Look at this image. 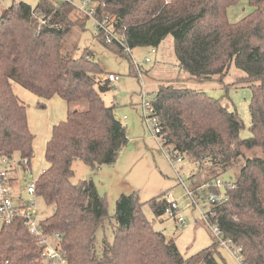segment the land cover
Segmentation results:
<instances>
[{"label": "trees", "instance_id": "16d2710c", "mask_svg": "<svg viewBox=\"0 0 264 264\" xmlns=\"http://www.w3.org/2000/svg\"><path fill=\"white\" fill-rule=\"evenodd\" d=\"M10 1L0 12V155L9 160L17 155L28 168L34 156L28 107L14 93V84L36 96L39 109L54 96L66 103V118L52 125L45 145L46 168L33 184L34 195L52 208L38 224L46 236L59 235L57 247L67 264H222L218 241L183 257L145 219L136 192L121 195L109 216L106 198L91 179L70 182L74 161L92 170L112 166L128 143L126 127L115 118L114 106L103 102L101 94L110 85L100 65L88 50L76 54V48L64 43L71 29L89 17L69 3L39 0L32 7ZM87 2L94 18L106 19L131 50H156L172 36L177 66L189 79H221L232 64L244 73L240 81L251 89L247 139L239 137L243 125L238 115L204 92L160 84L151 103L165 146L173 156L195 164L203 186L212 188L214 180L234 171L207 222L230 242L240 264H264V0H249L251 12L235 23L228 20L227 10L239 0ZM94 37L109 50L126 54L102 34ZM254 149L262 156H244ZM149 206L155 217L171 207L164 194ZM110 218L111 238L103 236L97 248L98 229ZM0 264H48L22 217L0 227Z\"/></svg>", "mask_w": 264, "mask_h": 264}, {"label": "rangeland", "instance_id": "374dc122", "mask_svg": "<svg viewBox=\"0 0 264 264\" xmlns=\"http://www.w3.org/2000/svg\"><path fill=\"white\" fill-rule=\"evenodd\" d=\"M39 0H15L24 2L35 7ZM57 4V0H51ZM171 1V0H170ZM77 6H82L84 0H74ZM11 5L10 0H0V12ZM252 8L249 0H239V3L227 10V17L231 23L240 21L250 13ZM81 17L80 15H78ZM95 21L89 16L83 26H75L65 38V45L76 48V54L88 50L94 62L100 65L104 78L108 74L118 76L115 82H109L110 88L101 94L106 106H114V116L126 127L128 143L120 152L117 161L112 166H101L97 169H90L87 165L77 160L72 164L74 175L70 182L76 184L79 181L91 179L97 187L100 195L106 198L108 215L114 213L115 202L121 195H129L136 192L140 203H143L142 214L148 220L155 231L162 232L167 239H171L183 257H189L201 250L211 246L217 237L213 229L209 228L202 218L201 212L187 195L185 187H191L195 194V202L203 208L205 195L214 192L213 188L203 186L204 181L201 175L197 174L196 166L187 158H181V163L170 164L167 157L166 147L155 140L150 129L142 120L141 95L145 94L147 99H153L158 85L172 84L177 88H189L195 91L206 93L209 97L220 101L221 105L230 112H235L240 118L243 128L239 133L241 139L250 137V112L249 103L251 89L249 83L240 81L244 73L237 70L232 64L227 74L221 79L213 78L209 81L198 82L188 78V75L181 72L173 53V37L168 36L162 44L152 53L150 48L138 47L131 50V57L128 54L121 56L99 42L94 37ZM149 58V62H145ZM133 61L140 67V74H137ZM14 87L19 85L14 84ZM22 89V88H21ZM34 96V95H33ZM37 98V97H36ZM39 101V99L37 98ZM28 107L29 104L25 103ZM35 105L27 108L30 121L37 135V146L34 149V156L30 161L32 174L26 172L20 164V158L15 155L11 160V190L14 197L21 196L22 201L27 199L26 186L35 180L46 168L43 147L39 135L48 129L51 131V123L66 118L65 109L60 114L51 108L48 110L51 119L46 125H42L36 114L41 110ZM75 108L83 109L79 104ZM32 115H35L34 117ZM28 116V117H29ZM59 122V121H58ZM34 137H36V135ZM244 156H262L259 149L246 151ZM233 170L220 177L223 182L233 180ZM180 179V180H179ZM196 179H198L196 181ZM184 180V181H183ZM192 181H195L192 185ZM225 187V185H224ZM207 189V191H206ZM216 190V189H215ZM217 192V191H216ZM223 188H219L222 195ZM164 194L167 199L171 196L178 207V216L182 218L185 225L176 227L173 220L167 215L155 217L149 206V201ZM217 194V193H216ZM33 206L36 212V219L43 220L51 215L52 208L47 206L39 196H33ZM106 221L104 226L98 229L97 245L99 248L102 237L111 238V223ZM2 223L0 222V227ZM49 240L54 243L52 236ZM217 257L222 264H240L237 258L222 245L216 246Z\"/></svg>", "mask_w": 264, "mask_h": 264}, {"label": "built area", "instance_id": "2783aa9c", "mask_svg": "<svg viewBox=\"0 0 264 264\" xmlns=\"http://www.w3.org/2000/svg\"><path fill=\"white\" fill-rule=\"evenodd\" d=\"M58 3H69L73 5L76 9L87 15L91 16L95 21V31L102 34L105 38L106 43L108 44H117L121 46L126 54L131 57V49L125 44V37L122 33L116 34L113 30V26L107 23L106 19L97 20L94 18L93 10L89 7L87 0H84L82 6H77L74 3V0H57ZM152 53H156L155 49L151 50ZM149 58H145V62H149ZM134 66L136 68L137 74L141 72L140 67L133 61ZM106 79L109 82H115L118 80V76L114 74H108ZM141 114L142 120L148 128L150 129L153 137L157 142L161 145V147H166L167 157L170 160V164H179L181 163V158L175 157L170 153V148L165 146V142L163 139V135L160 131V127L157 121V118L154 115L153 106L151 103V99H147L145 94L141 95ZM22 167L25 170H28L27 161H20ZM11 171L12 164L11 160L6 158L3 155H0V222L1 223H9L16 216L22 217L27 226L29 233L35 238L36 245L42 250V258L48 264H67V260L65 258L64 253H62L57 247V243L59 242V235H52L54 239V243L49 240L50 236H46L43 230L40 228L38 224V220L36 219V212L33 206V196H34V184L33 182L26 186V194L27 199L22 201V197L16 196L14 197L11 190ZM180 180V179H179ZM34 181V180H33ZM184 181V180H183ZM194 181H192L193 183ZM225 182L222 181L221 178L214 180L211 183L213 189L218 191L217 194L208 192L205 197V201H203L204 206L200 208L199 203L195 202L194 194L189 189V187H185V191L187 195L192 199V202L195 206H197L201 212L202 218L205 221L206 225L209 228L213 229L214 235L217 237L219 245L225 246L239 261V257L237 255V251L231 247L229 241L222 240L219 236L220 233L215 226H210L207 222L208 216H212L211 207L214 203L220 202L224 196L219 193V188H224ZM167 201L170 203L171 207H169L165 215L175 223L176 227H182L185 225L184 221L181 217L178 216V207L171 196L167 197Z\"/></svg>", "mask_w": 264, "mask_h": 264}, {"label": "crops", "instance_id": "0c3cea01", "mask_svg": "<svg viewBox=\"0 0 264 264\" xmlns=\"http://www.w3.org/2000/svg\"><path fill=\"white\" fill-rule=\"evenodd\" d=\"M166 1H170V0H166ZM22 88V87H21ZM19 87H14V93L18 96V98L23 102V103H28L29 106L28 108L31 107V105H35L37 107V104H38V100L36 98V96H33L31 93H29L28 91H26L25 89H21ZM51 108V111L53 109H56V111L60 114V112L65 109V115H67V106H66V103L58 96H54L53 98H51L50 100L46 101L45 102V108L44 109H40L42 112L41 114H36L37 115V118L40 119L42 125H46L48 122L49 119H51V116H50V113L51 112H48V110ZM38 109V108H37ZM28 111H27V117H28ZM33 117L35 115H32ZM36 117V116H35ZM60 122V120H58ZM57 121V123H58ZM56 123V122H55ZM28 125H29V129L30 131L32 132V134L34 132V129L33 127L31 126L32 123L30 121V116L28 117ZM51 125H53V123H51ZM50 134H51V131L48 130V129H45L43 131V135H39V139H41V144H42V147H43V153H44V149H45V145L50 137ZM36 135V134H35ZM37 135L36 137L34 138V143H33V148L36 149V146H37ZM44 170V169H42ZM41 170V171H42ZM27 173L29 174H32V171H31V168L29 166L28 170H26Z\"/></svg>", "mask_w": 264, "mask_h": 264}]
</instances>
